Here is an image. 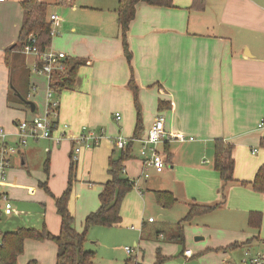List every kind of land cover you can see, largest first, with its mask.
I'll return each instance as SVG.
<instances>
[{
	"label": "crops",
	"instance_id": "crops-1",
	"mask_svg": "<svg viewBox=\"0 0 264 264\" xmlns=\"http://www.w3.org/2000/svg\"><path fill=\"white\" fill-rule=\"evenodd\" d=\"M23 1L4 0L0 4V109L20 114L21 119L16 121L42 116L47 90L46 79L30 72L32 58L13 50L18 43ZM38 1L71 8L66 16L69 22L60 24L59 35L51 39L49 47L63 52L68 66L79 65L73 88L54 90L59 126L54 135L64 131L68 136H77L87 128L106 131V139L98 147L80 153L81 163L91 159L92 167L87 174L91 175L92 168L103 164L105 159L117 158L111 139L120 136L131 140L138 117L137 140L146 136L159 115L165 119L166 134L186 138L182 143L170 142L160 148L167 160L161 174L150 171L148 179L141 177L137 141L133 143L131 158L122 163L124 176L138 180L137 189H133L138 200L142 202L147 198V204L157 205L161 213H171L174 220L165 227L157 226L156 221L148 222L141 213L146 210L144 202L142 208L138 206L133 211V221L139 225L134 231L139 234L128 243H133L140 252L146 241L154 246L150 258L142 252L135 254L134 264H235L250 255L264 253V195L232 184L226 189L224 206L211 212L228 213L226 227L202 230L206 234L217 233V238L209 237L206 244L193 245L188 238L192 236L190 232L196 231V235L193 233L195 242L204 241L206 235L197 234L196 226H189V230L186 227L183 257L167 260L175 254L174 245L179 244L175 227L187 215L189 205H213L220 201L221 183L213 169V141L220 139L234 146L236 181L251 182L263 162L264 150L259 143L264 138V129H258V124L264 121V1L206 0L202 11L190 10L192 0H173L174 7L169 9L140 2L127 32L132 54L130 66L123 54L117 23L118 0H89L87 3L72 0L65 4L57 0ZM49 6L47 20L51 15L60 18V11H51ZM6 57L11 70L15 68L12 76L5 65ZM131 71L138 88L137 109L128 88ZM11 91L18 100L17 95H25L26 100L33 103L34 111L13 98L8 102ZM115 114L119 115V121ZM16 121L6 129L0 127L8 134V144L13 146L16 145ZM253 150L255 155L251 153ZM71 153L69 140L58 145L46 140L30 141L12 156L6 180L0 184V194L8 196L12 208L13 203L28 197L39 204L48 203L39 186L45 176L38 166H46L44 160L48 157L51 184L53 177L63 176L60 170L70 165ZM241 165L247 170L237 174ZM108 177L96 172L92 180L100 187L87 182L85 187L92 193L90 201L82 203L80 210L71 202L70 213H75L76 218L79 214L85 218L95 212L99 208L98 195L110 180ZM156 192L171 194L175 203L166 210L155 202ZM250 213L260 214L259 229L249 224ZM120 214H123L121 207ZM121 219L120 215L116 226L121 224ZM73 227L75 229V223ZM187 250L192 254L188 258L184 256ZM36 261L41 264L40 259ZM17 264L26 262H21L19 256Z\"/></svg>",
	"mask_w": 264,
	"mask_h": 264
},
{
	"label": "trees",
	"instance_id": "trees-1",
	"mask_svg": "<svg viewBox=\"0 0 264 264\" xmlns=\"http://www.w3.org/2000/svg\"><path fill=\"white\" fill-rule=\"evenodd\" d=\"M57 1L59 4H65L70 3L72 0ZM140 2L148 6L165 9L174 7L173 0H118V8L116 10L117 23L120 28L123 54L129 66L131 64L132 54L127 42L128 26L134 19L136 6ZM205 4L206 0H192L190 10L202 11ZM48 6L47 3L38 0H25L21 3L22 23L18 36V43L13 47V50L21 53L22 47L29 37L36 38L37 46L41 51L49 48L51 39L49 37L50 26L47 22ZM5 65L10 71V76H12L15 68L11 70L12 66L9 65L7 57L5 59ZM78 66V64H72L71 67L68 66L67 73L56 80L53 86L54 90L72 89L75 84ZM20 72L23 73L22 70ZM131 74L132 76L128 83V88L132 93L134 106L137 109L138 88L134 82L132 71ZM9 94L7 98L8 102H11V98H13L16 102L24 104L15 97L12 91ZM20 97L26 100L25 95L21 94ZM139 129L140 124L138 117L134 137L131 140L137 138L136 133H138ZM259 147L264 150V138L260 140ZM212 148L214 152L213 169L218 174L221 183L220 189L218 190L220 201L213 205H199L195 203L189 205L187 215L175 227L179 244L183 243V224L189 223L196 217L207 215L224 206L226 201V189L228 186L237 184L241 187H249L253 192L264 195V159L251 182H240L234 179V161L232 158L234 146L223 140L217 139L213 141ZM132 149L133 143L129 142L127 148L119 152V156L115 160L113 158L109 159L107 173L110 180L102 186L101 192L98 195L99 208L85 217V231L83 233L76 232L73 227L74 218L67 208L68 190L62 196L54 198L56 213L60 219L59 235L56 237L51 236L45 230L41 232L34 230H18L5 233L0 236V264H16L17 258L23 253L24 242L28 239L36 241H54L57 246L56 264H93L94 254L85 251L83 248L86 242L85 233L92 227L102 226L110 228L120 223L119 214L122 201L126 194L134 189V181L127 179L122 173V163L131 158ZM72 164L71 168H73ZM39 186L41 189L43 188L48 192L43 183H40ZM154 199L158 205L166 209L175 203V199L167 192L154 193ZM255 219L256 223H254ZM260 221V214H249V224L253 225L254 228L259 229ZM128 262L129 261H127V263Z\"/></svg>",
	"mask_w": 264,
	"mask_h": 264
},
{
	"label": "rangeland",
	"instance_id": "rangeland-1",
	"mask_svg": "<svg viewBox=\"0 0 264 264\" xmlns=\"http://www.w3.org/2000/svg\"><path fill=\"white\" fill-rule=\"evenodd\" d=\"M82 3H87L89 0H79ZM256 1V0H255ZM264 1V0H263ZM49 5V4H48ZM51 6V11H60L59 16L61 18V23L63 24L69 22L67 19V12L70 11L71 8L64 7V6H57L53 7ZM49 6V7H50ZM49 9V10H50ZM264 20V18H263ZM61 24V25H62ZM57 37V36H56ZM55 38V37H54ZM1 81V80H0ZM18 119H21V115L17 112H14L11 109L3 108V111L0 109V127H3L6 129V126H9L12 124L13 121H16ZM94 149V148H92ZM89 149V150H92ZM84 151V150H82ZM88 151V150H87ZM114 150V154L116 157H118L119 153ZM47 154V153H46ZM45 154V156H47ZM82 154V153H81ZM242 153L240 152V157ZM80 156V154H79ZM78 156V162L77 164H72L70 159V165L63 166V170H60L61 173H63V176H60L59 174L56 177H53V181L51 184H49L48 179L52 178V174H50V161L45 158L44 163H47L45 166L42 164V166H38L39 171L43 172L44 174V180L43 184L47 188L48 192H46L43 188L41 189V193L44 194L46 200L48 203H41L34 200L33 197L26 198L25 201L22 202H15L13 203L12 208V214L10 216H5L3 206L0 207V236L9 233L10 230L12 232L18 231V230H34L37 232H41L45 230L48 232L51 236H58L60 233V222L59 217L56 213V207L54 198H58L62 196L64 193H66L69 190L68 198H67V208L69 210L70 203H75L77 206V209L80 210V205L84 202H88L91 199L92 193L91 191H88L85 187L87 182H93L92 178L95 177V173H101L104 177L107 176V167H108V160L105 159V162L97 167H93L92 171L93 173L91 175L87 174V170L90 169V162L91 159H88L84 162H80ZM236 163V161H235ZM71 164L73 165V168H71ZM46 169V170H45ZM67 169V170H66ZM246 167L240 166L237 174H243L246 172ZM94 175V176H92ZM109 178V177H108ZM41 183V184H42ZM94 187H100L98 182H93ZM138 195L135 193V191L132 189L129 193L126 194L124 197L122 204H121V213L123 209V214L121 215V224L119 226H113V227H102V226H96L88 229L85 233L86 242L83 246L84 250L90 253L94 254V260L93 264H134V261H129L127 263L126 259H128L127 256L123 253L124 247L133 248V243L131 242L132 238L139 234L138 231H134L135 227H138L136 221H133V211L137 210L138 206L139 208L143 207V202L146 204V210L143 215H145V219H152V221H156V225H162V227H165V225L173 223V215L171 213H161L158 210L157 205H149L147 204L148 200L147 198H144V201L142 202L138 200ZM97 198V196H96ZM46 202V201H45ZM44 208L45 210H42ZM167 210V209H166ZM72 216H74V223H75V229L79 230L78 233H83L85 231L84 228V219L78 215V217H75V213H70ZM140 218V215H138ZM228 213L225 211L220 212H214L206 216H200L196 217L195 220L193 219L189 224L186 223L183 224V236L184 230L186 227L189 226L197 227L199 230L197 231L200 233H203L206 235V238L202 242H195V233L196 231L190 232L192 236L188 235L189 240L191 244H206L207 240L210 239L215 240L218 236L217 233H205L202 230H219L224 229L226 227V224L228 222ZM194 220L196 223H193ZM148 228V226H147ZM9 229V230H8ZM161 244V242H158ZM175 254L170 255L171 258H168L167 260L174 261L180 260L182 256V252L184 249L183 245L181 244H175ZM30 247V249H27ZM153 244L150 241H146L144 247H141L143 251H141L146 258H150ZM27 249V250H26ZM155 251V250H154ZM141 252L137 249L135 254H140ZM255 255V254H253ZM250 255V256H253ZM56 256H57V246L54 241L45 240V241H36L33 239H28L24 243V250L23 253L20 255V261L26 264L34 263L36 264L38 259H40L41 264H55L56 263ZM36 259V260H34ZM19 260V259H18ZM166 260V261H167ZM241 261L238 260L237 262H234L235 264L239 263ZM156 263V260H155ZM158 263V262H157ZM17 264V260H16ZM160 264V263H158ZM168 264V263H167ZM176 264V263H171Z\"/></svg>",
	"mask_w": 264,
	"mask_h": 264
},
{
	"label": "built area",
	"instance_id": "built-area-1",
	"mask_svg": "<svg viewBox=\"0 0 264 264\" xmlns=\"http://www.w3.org/2000/svg\"><path fill=\"white\" fill-rule=\"evenodd\" d=\"M4 0H0V4ZM49 37L50 39L59 35L58 28L61 24V19L57 15L48 17ZM21 53L28 58H32L30 64V72L36 76L44 77L47 82L45 110L42 116L34 117L30 120H20L14 122V136L16 145H10L7 142L8 134L3 128H0V184L6 180L7 171L10 167V160L13 155L18 153V150L28 145L30 141L46 140L58 145L63 141L69 140L72 143L71 162L77 163L78 156L82 150H89L98 147V145L106 139V131L104 129H83L77 136H68L64 131L58 135H54L58 131V101L54 99V84L56 80L68 71V63L66 55L63 52L57 51L49 47L47 50L41 51L37 46L35 37H29ZM34 90V89H33ZM116 121L120 117L115 114ZM165 119L162 115L156 117L152 125L149 127L147 134L142 139L129 140L117 136L111 139L113 148L117 152L124 151L129 142L139 143V162L141 165V177L149 178V172L153 171L156 174H161L167 166L165 155L160 150L163 145L170 142H184L186 138L182 135L166 134L164 130ZM66 129V126L64 127ZM258 129H264V121L258 124ZM49 152V149H46ZM252 155L256 154L253 150ZM124 174V169L122 170ZM134 181V189H137L138 180ZM0 203L4 206V213L10 215L12 206L9 198L5 194H0ZM152 222V219H148ZM128 261H134L136 248H124ZM192 254L189 250L184 252L186 258ZM230 264V263H224ZM238 264H264V253H257L253 256H248L241 259Z\"/></svg>",
	"mask_w": 264,
	"mask_h": 264
},
{
	"label": "water",
	"instance_id": "water-1",
	"mask_svg": "<svg viewBox=\"0 0 264 264\" xmlns=\"http://www.w3.org/2000/svg\"><path fill=\"white\" fill-rule=\"evenodd\" d=\"M17 97L19 98L20 101H22L26 106H28L30 108V111L33 112L34 111V105L32 102L28 101V100H24L20 97V95H17Z\"/></svg>",
	"mask_w": 264,
	"mask_h": 264
}]
</instances>
